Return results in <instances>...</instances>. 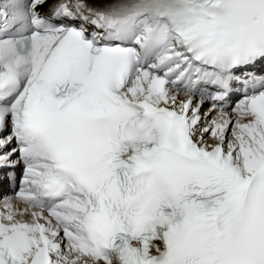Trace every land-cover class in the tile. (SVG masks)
<instances>
[{
	"label": "snow or ice",
	"instance_id": "snow-or-ice-1",
	"mask_svg": "<svg viewBox=\"0 0 264 264\" xmlns=\"http://www.w3.org/2000/svg\"><path fill=\"white\" fill-rule=\"evenodd\" d=\"M0 264H264V0H0Z\"/></svg>",
	"mask_w": 264,
	"mask_h": 264
},
{
	"label": "bare ground",
	"instance_id": "bare-ground-1",
	"mask_svg": "<svg viewBox=\"0 0 264 264\" xmlns=\"http://www.w3.org/2000/svg\"><path fill=\"white\" fill-rule=\"evenodd\" d=\"M204 109H205V110H207V109H208V108H207V106H206V107H204Z\"/></svg>",
	"mask_w": 264,
	"mask_h": 264
},
{
	"label": "rangeland",
	"instance_id": "rangeland-1",
	"mask_svg": "<svg viewBox=\"0 0 264 264\" xmlns=\"http://www.w3.org/2000/svg\"><path fill=\"white\" fill-rule=\"evenodd\" d=\"M205 110V109H204Z\"/></svg>",
	"mask_w": 264,
	"mask_h": 264
}]
</instances>
